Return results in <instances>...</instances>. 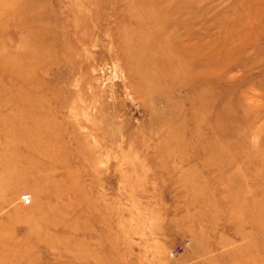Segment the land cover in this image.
<instances>
[{"label":"rangeland","instance_id":"1","mask_svg":"<svg viewBox=\"0 0 264 264\" xmlns=\"http://www.w3.org/2000/svg\"><path fill=\"white\" fill-rule=\"evenodd\" d=\"M2 254L264 264V0H0Z\"/></svg>","mask_w":264,"mask_h":264},{"label":"bare ground","instance_id":"2","mask_svg":"<svg viewBox=\"0 0 264 264\" xmlns=\"http://www.w3.org/2000/svg\"><path fill=\"white\" fill-rule=\"evenodd\" d=\"M29 211V210H28ZM27 210L25 212H22L21 214H18V217L20 218V220L24 219L25 221L28 220L29 218L32 219V217H34L35 214H33L32 212L33 211H29L28 212ZM3 257H1L0 259V264H4V254H2Z\"/></svg>","mask_w":264,"mask_h":264}]
</instances>
